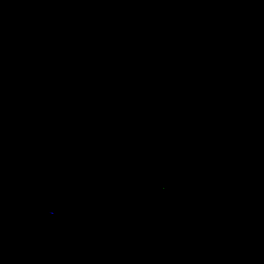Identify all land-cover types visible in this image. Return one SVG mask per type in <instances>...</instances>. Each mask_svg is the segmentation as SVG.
Masks as SVG:
<instances>
[{
  "label": "water",
  "instance_id": "obj_1",
  "mask_svg": "<svg viewBox=\"0 0 264 264\" xmlns=\"http://www.w3.org/2000/svg\"><path fill=\"white\" fill-rule=\"evenodd\" d=\"M0 264H264V0H0Z\"/></svg>",
  "mask_w": 264,
  "mask_h": 264
}]
</instances>
